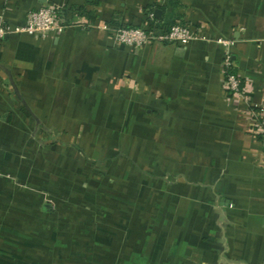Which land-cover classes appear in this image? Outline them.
I'll return each instance as SVG.
<instances>
[{"label": "crops", "instance_id": "0c3cea01", "mask_svg": "<svg viewBox=\"0 0 264 264\" xmlns=\"http://www.w3.org/2000/svg\"><path fill=\"white\" fill-rule=\"evenodd\" d=\"M175 2L0 0L11 28L41 7L68 24L0 40L27 108L0 70V264H67L58 248L74 238L83 264H264V0ZM147 14L196 39L113 41ZM219 39L241 98L224 89Z\"/></svg>", "mask_w": 264, "mask_h": 264}, {"label": "built area", "instance_id": "2783aa9c", "mask_svg": "<svg viewBox=\"0 0 264 264\" xmlns=\"http://www.w3.org/2000/svg\"><path fill=\"white\" fill-rule=\"evenodd\" d=\"M64 11L65 9L41 7L37 10L29 11L26 14L23 25L13 28L5 23L2 14H0V40L7 35L24 34L34 39H45L50 35H59L68 26L63 16ZM108 31L116 44L133 49H138L145 45L164 43L184 46L196 39L191 28L183 24H177L168 33L162 34L155 33L154 31H146L144 28L112 27ZM216 44L225 50L222 61L224 89L231 96L241 98L246 91V87L239 77L232 72L233 67L229 50L233 42L226 39H219L216 41ZM253 117L256 121L254 133L260 137L264 149L263 111H253ZM262 166L264 167V158Z\"/></svg>", "mask_w": 264, "mask_h": 264}, {"label": "rangeland", "instance_id": "374dc122", "mask_svg": "<svg viewBox=\"0 0 264 264\" xmlns=\"http://www.w3.org/2000/svg\"><path fill=\"white\" fill-rule=\"evenodd\" d=\"M74 233H76V232H74ZM60 242H62V243L59 246H63V247L58 248L59 254H58V258L56 259L58 263H67V264H83V263H85V259L87 257L82 255V251H83V240L82 239H75L74 238V239L68 240V241L67 240H61ZM66 243H68V246L65 247ZM45 252L47 254L49 253V251H47L46 249H45ZM94 258L96 259V257H94ZM106 259H107V257H106Z\"/></svg>", "mask_w": 264, "mask_h": 264}, {"label": "trees", "instance_id": "16d2710c", "mask_svg": "<svg viewBox=\"0 0 264 264\" xmlns=\"http://www.w3.org/2000/svg\"><path fill=\"white\" fill-rule=\"evenodd\" d=\"M167 1H168L169 6H171L172 8L177 6L175 0H167ZM82 12L83 11L81 9L75 10L74 15L80 16ZM177 24H180V23L176 22L174 18L169 17L167 18V20L162 22L161 20H155L153 18H149L147 14L144 27H124L123 26L121 28H144L146 31H154L155 33L162 34V33H168L170 29ZM232 72L234 73V70Z\"/></svg>", "mask_w": 264, "mask_h": 264}, {"label": "water", "instance_id": "95a60500", "mask_svg": "<svg viewBox=\"0 0 264 264\" xmlns=\"http://www.w3.org/2000/svg\"><path fill=\"white\" fill-rule=\"evenodd\" d=\"M157 14H158V12H156V15H157ZM0 70H2V71L7 75L8 80H9V83H10L11 87L13 88V90H14V92H15V95H16L17 99H19V101L25 106L24 102L22 101V99L19 97V95H18V93H17L16 87H15V85H14L12 79H11V76H10V74H9V71H8L7 69L3 68L2 66H0ZM25 108H26V106H25ZM26 109H27V108H26Z\"/></svg>", "mask_w": 264, "mask_h": 264}]
</instances>
